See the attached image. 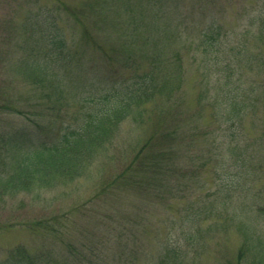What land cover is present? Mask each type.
<instances>
[{
	"label": "rangeland",
	"instance_id": "rangeland-1",
	"mask_svg": "<svg viewBox=\"0 0 264 264\" xmlns=\"http://www.w3.org/2000/svg\"><path fill=\"white\" fill-rule=\"evenodd\" d=\"M61 1L77 5L85 0ZM173 1L179 3L187 17H216L236 32L231 33V38L241 36L249 51L264 56V36L258 39L256 24H252L254 16L263 14L264 0ZM56 3L58 0H0V264H6L19 247L41 257L38 264H156L163 249L172 245L182 252L181 264L237 261L241 249V264H252L242 235L232 226L228 225L224 232L201 233L211 217L196 225L200 228L198 236L185 237L189 228L186 212L204 203L207 197L212 198L218 189L220 166L216 167L210 156L214 151L210 138L215 135V142L220 141L224 132V126L211 131L214 122L207 97L197 100L203 71L198 65L200 53H192L188 44L176 46L183 68V83L177 95L166 102L150 101L140 117L134 120L130 115L123 120L113 144L107 152L97 155L87 174L38 190L15 189L7 184L12 150L17 154L31 151L33 137L47 136L55 119L61 124L73 123L81 109L80 101L70 98L71 94L63 104L53 107L42 86L34 82V75L23 72L20 66L26 69L31 59H47L55 66H66V79L71 78L73 71L91 74V63L104 61L94 47L84 48L78 43L79 26L71 21L74 26L70 28L68 15ZM52 20L70 46L65 57L51 58L53 49L57 50L49 43L55 35L50 26ZM108 36L117 38V30L109 31ZM231 43L223 42L222 54ZM81 50L85 57L79 61L74 55L79 56ZM257 65L255 60L248 69L241 63L237 72L245 84L263 87L264 71ZM115 66L119 71L113 60L112 68ZM120 75L128 76V71ZM87 77L94 87L110 82L105 76ZM263 119L262 106L258 112L247 114L240 143L246 140L250 147H256L254 138L262 132ZM151 133L157 136L149 147L150 153L155 154V164L136 170L134 181L130 175L123 179L122 167L136 144L139 146ZM251 160L257 163L258 173L257 179L250 180L253 188L247 195L235 191L233 199L252 195L256 203L264 205V149ZM132 171L128 173L133 174ZM115 175V183L103 186ZM36 219L45 224L54 222L55 231L38 225L30 227ZM260 225L264 227V214Z\"/></svg>",
	"mask_w": 264,
	"mask_h": 264
},
{
	"label": "trees",
	"instance_id": "trees-1",
	"mask_svg": "<svg viewBox=\"0 0 264 264\" xmlns=\"http://www.w3.org/2000/svg\"><path fill=\"white\" fill-rule=\"evenodd\" d=\"M56 6L68 15L70 28L74 26L71 21L79 26L78 43L84 48L94 47L104 61L91 63V74L73 71L71 78L66 79V66H55L47 59H31L26 69L20 66L23 72L34 75V82L42 86L53 107L63 104L71 94L70 98L80 101L81 109L73 123L61 124L55 119L47 136L33 137L31 151L17 154L15 149L12 150L13 164L7 184L15 189L34 187L38 190L87 174L97 155L107 152L108 146L113 144L123 120L130 115L134 120L140 117L150 101L166 102L177 95L183 83V68L182 56L176 46L188 44L192 53H200L198 65L203 71L198 81L197 100L200 102L207 97L214 122L211 131L224 126V132L220 141L215 142V135L210 138L214 143L210 156L214 158L216 167L220 166L218 189L212 198L207 197L204 203L196 208L190 207L186 212L189 228L185 237L193 239L198 236L200 228L196 225L211 217L201 233L224 232L230 225L242 235V243L251 255L252 264H264V227L260 225L264 205L256 203L252 195L247 199H233L235 191V194L247 195L252 190L250 180L257 179L258 173H255L257 163H253L251 158L264 149V127L254 138L256 147H250L246 140L240 143L247 114L258 112L260 106L264 109V84L263 87L245 84L237 68L242 63L251 69L252 62L257 60V66L264 71L262 53L249 51L241 36L231 38V33L236 32L227 29L214 16L187 17L182 14L179 3L173 0H85L77 5L58 0ZM252 24H256V36L261 39L264 36V11L253 17ZM50 26L55 35L49 43L57 48L56 51L53 49L51 58L65 57L70 46L64 32L56 29L54 20ZM111 30H117V38L108 36ZM225 41L232 43L222 54ZM78 54L74 56L81 61L85 57L83 51ZM193 56L196 57L195 54ZM113 60L118 63L119 71L116 66L115 71L112 68ZM81 67L78 68L81 70ZM125 71H128V76L120 75ZM114 74L121 78L117 80ZM87 76L109 77L110 82L98 83L94 87ZM155 138L157 136L151 133L139 146L136 144L137 148L121 169L123 179L130 175L134 181L132 177L136 170L146 164H155V154L149 151ZM129 170H133V174L128 173ZM115 177L105 181L103 186L114 182ZM41 222V219H36L30 227L38 225L55 231L54 222ZM242 252L241 249L237 261L226 260L224 264H241ZM40 258L19 247L17 253L9 255L6 264H38ZM181 262L182 252L172 245L163 249L156 264Z\"/></svg>",
	"mask_w": 264,
	"mask_h": 264
}]
</instances>
